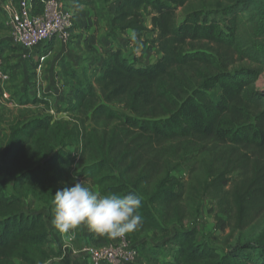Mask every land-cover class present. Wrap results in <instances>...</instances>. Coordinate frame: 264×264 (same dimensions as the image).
Returning a JSON list of instances; mask_svg holds the SVG:
<instances>
[{"label":"trees","instance_id":"16d2710c","mask_svg":"<svg viewBox=\"0 0 264 264\" xmlns=\"http://www.w3.org/2000/svg\"><path fill=\"white\" fill-rule=\"evenodd\" d=\"M32 3L35 13L43 10L41 0ZM115 3L107 29L139 37L154 31L149 48L156 46L161 56L142 63L114 49L106 52L101 74L58 57L71 81L58 110L72 120L17 119L0 143V264H56L52 258L60 252L50 246L45 211L26 200L34 196L51 211L55 192L80 180H90L101 195H139L142 224L130 232L135 238L172 231L167 262L159 248L141 243L148 264H264L262 242L238 240L221 254L183 228L197 218L204 199L215 201L217 227L230 235L264 220V91L256 87L264 69V2ZM2 30L8 27L0 17ZM54 43L34 48L35 55L53 51ZM10 44L1 39L0 52L17 48ZM33 58L6 62L11 81ZM38 64H25L30 80H36ZM214 89L220 90L217 100L210 96ZM51 97L45 92L26 100L49 104ZM90 241L102 246L115 239L91 232Z\"/></svg>","mask_w":264,"mask_h":264},{"label":"rangeland","instance_id":"374dc122","mask_svg":"<svg viewBox=\"0 0 264 264\" xmlns=\"http://www.w3.org/2000/svg\"><path fill=\"white\" fill-rule=\"evenodd\" d=\"M17 1L18 0H13V4L11 5V8L16 7ZM97 1L99 2V8H97V15H100L102 13L104 17L103 20H104L105 32L99 37H97L96 35H90L89 37H86L88 39V41L87 39L85 40L86 44L89 45L88 43L89 40L91 39L90 42L94 43L93 45H96L95 48L98 49L96 52L106 53L107 51L109 52L114 49H120L122 50L124 55L129 56L130 58L136 61H139V57L136 54L138 50H140V52L142 51L141 50L142 45L145 48L147 42H149V39L141 41L134 39L129 34L122 35L121 33L110 32L109 29H106L107 14L108 11H110L109 7L112 6L115 0H107V1L97 0ZM262 1L264 2V0ZM9 2H10L9 0H0V10H1L0 17L3 20H4V16L6 17L5 8ZM143 14H144L145 24L147 26L151 25L150 9H147V11H143ZM179 16L180 18H182L183 16L182 9L179 10ZM7 36H8V32L6 30L0 31V40L1 39L6 40ZM58 44L56 46L60 48ZM71 44L72 42H70L67 45V47H70ZM19 50L21 49L15 48L13 51L10 49L4 50L3 55L5 61L6 62L8 61L10 63L19 62L20 59H18L17 58L18 56H16ZM79 52H82V56H85L83 60H85L87 63L95 64L100 60V55L96 54L95 51H91L90 53H88L83 50ZM54 53H56V51ZM54 57L55 56L52 55L49 58V61H52ZM83 60L77 61L76 64L77 66H79L78 68L91 72V69H86ZM141 60H144V58H142ZM35 61H36V57L33 58V61L27 62L26 59L24 62L30 68V64L34 63ZM145 61L146 60H144V62ZM49 68L50 65L46 67V70L42 74L41 78L43 79V84H40L39 82L37 83L38 78L35 81L30 80L27 74H23L21 72L20 76L16 80L11 81L10 84L6 86V90L10 95L9 99H3L0 95V143L4 142V140L6 139L9 132L10 124L17 119H30L36 116L50 115L56 121L72 120V116L69 113L58 110V107L63 108L65 106L64 99H65V95L69 92L71 88L70 86L71 81L62 73L63 71L61 69L62 78H60L59 81L56 80L54 82V86L50 85L47 81L48 77L46 75L48 72L47 70ZM53 76L55 77V75ZM56 87L60 88L62 92L58 93L57 97L53 95L51 97V101L50 99H48L49 104L44 102L27 103L26 99L32 100L38 97L40 98L44 94L43 90L45 92H48L49 89H54ZM256 87L259 90L264 91V69L260 73V76L256 82ZM23 94H26L27 98H23L22 96ZM35 95L36 97H33ZM58 96H60L61 99ZM210 96L213 99L216 100L219 99L220 90L214 89L210 91ZM175 174L177 176L185 175L184 172H179ZM84 185L86 187H89L91 190H93L92 183L91 185L84 183ZM66 186L70 187L66 184H63V188ZM26 202L32 209L44 210L47 217V224L49 225V227L53 226V224L51 223L52 220H50L51 211L46 209L47 207L45 206L44 203L37 200L34 196L28 197ZM196 217L198 218V220H196V218L195 220L193 219L194 220L193 224L191 223L192 220L185 221L183 224V228L188 230H195L197 234L196 236L197 241L199 242L204 241L211 244L221 254L224 253L228 249V247L235 244L238 240L264 243V220L255 223L246 230H243L241 232H236L234 235H230L229 229L226 230L219 229L217 227L216 205H215V201L212 199H204L201 202L200 211ZM91 232L92 231H90L85 225H81L78 226L75 230L70 231V234H68L69 235L68 239L69 238L71 239L67 242L76 244V246L72 245V249L70 250L66 249V252L71 258L75 259V261H78L79 259L86 261L87 256L85 254V249L87 248V246L93 245L92 241H90ZM171 232L169 230H167V232L164 231L147 232L141 234L140 237L138 238L132 236L131 233H127L125 234V237L129 241V243L132 246H135V248H137V250L139 251L140 258L138 259V261H140L142 264H148V263L145 260L141 243H145L146 248H159L161 251L160 258L162 262H167L166 260L170 259L171 257L169 251L170 247L168 246V244L166 245V239L170 236ZM118 239L119 238H115V241H117ZM156 244L159 245V247H157ZM146 248H144L145 252L147 250ZM17 264H21V262L17 261Z\"/></svg>","mask_w":264,"mask_h":264},{"label":"built area","instance_id":"2783aa9c","mask_svg":"<svg viewBox=\"0 0 264 264\" xmlns=\"http://www.w3.org/2000/svg\"><path fill=\"white\" fill-rule=\"evenodd\" d=\"M9 1L5 8V23L9 31V41L15 47L34 51V48L46 45L52 39H56L64 45H68L73 40L76 28L75 12L68 8L63 0H41L43 10L40 13L34 12L32 0H18L16 7L12 8L13 0ZM147 48L151 50L149 53L152 56L146 63H153L159 58L155 52L156 46L151 49L148 45ZM52 55L53 52L49 51L45 54L27 53L21 56L23 59L28 56L36 57V61L39 62L37 83L43 84L41 77L47 66L50 65L51 68L53 62L49 61V58ZM53 65L54 68H58L57 62H54ZM5 67L6 61L3 53L0 52V95L3 99H9L10 95L6 86L10 84L11 77ZM43 92L45 93L44 90ZM48 93L53 94V89H49ZM71 150L74 155H78L77 147ZM194 220H192V224ZM85 254L87 256L86 261L83 260L85 264H133L140 258L137 248L132 246L125 236L102 246L89 245L85 249Z\"/></svg>","mask_w":264,"mask_h":264},{"label":"clouds","instance_id":"9594fccd","mask_svg":"<svg viewBox=\"0 0 264 264\" xmlns=\"http://www.w3.org/2000/svg\"><path fill=\"white\" fill-rule=\"evenodd\" d=\"M53 226L68 233L85 225L90 231L108 238H121L142 224L141 198L135 193L100 195L83 182L55 192Z\"/></svg>","mask_w":264,"mask_h":264},{"label":"crops","instance_id":"0c3cea01","mask_svg":"<svg viewBox=\"0 0 264 264\" xmlns=\"http://www.w3.org/2000/svg\"><path fill=\"white\" fill-rule=\"evenodd\" d=\"M63 2L67 7L74 10L77 26L74 30L73 41L70 47H67V45L61 44L58 40L54 39L55 43H54L52 52L55 57L53 58L52 62L53 63L57 62L58 57L65 56L68 62H70L75 68H78L79 66H77L76 64L77 61L79 60L81 61L85 57V56H82V52H79V51L84 50L88 53H90L91 51H95L96 54L100 55L99 62L92 64V63H87L85 60L83 61H84L86 69H91V72L101 74L102 73V68H101L102 60L106 57V53L96 52L98 50L95 48L96 45H87L85 42V40L87 39L86 37H89L90 35H96L97 37H99L105 32V26H104V20H103L104 17L102 13L100 15H97V8H99V2L97 0H63ZM116 4L117 3L112 4V6H110V9L113 10ZM147 9H149L147 6L143 8L144 11H147ZM3 21L6 22L5 16H4ZM148 27L151 28V25H149ZM7 32H8V36L6 40L9 41V31ZM121 34L122 35L129 34L134 39L141 40V41H144L146 39L152 40L156 36V33L151 30L146 31L140 37L137 36V34H135V32L132 30H127L125 32H122ZM57 44L60 46V48L56 46ZM148 45H149V42H147L145 48L142 45L141 46L142 51L140 52V50H138L136 54L139 57V60L141 62H144V60L148 61V59L152 56V54L149 53L151 52V50L147 48ZM55 51L56 53H54ZM27 53H33L35 55V51L27 52V51L19 50L16 56H18L17 57L18 59H21V56ZM160 56L161 54H159V57ZM142 58H144V60H141ZM146 61L144 63H146ZM53 63H51V68L47 70L48 72L46 74L48 77L47 81L52 86H54V82L56 80L59 81L60 78H62L61 69L59 67L57 69L54 68ZM23 67H24V74H26L25 62L23 63ZM53 75H55V77ZM61 92H62L61 89L56 87L53 89V94L51 96L55 95L57 97L58 93H61ZM79 182H83L89 185H91L92 183L90 180H80ZM92 188L94 192L99 193L98 187L96 185H93ZM53 217H54V213H53V210H51L50 220H52ZM48 228H49V234H50V239H51L50 246L56 252H60L59 255H56L52 258V261H54L56 264H85L84 261L81 259H79L78 261H75V259L71 258L66 252V249L68 250L72 249V245L76 246V244L67 242L71 239V238L68 239V236H69L68 234H70V232L61 233L54 226L49 227V225H48ZM74 235H75V232H74ZM61 252H62V255H61ZM133 264H142V263L140 261H136Z\"/></svg>","mask_w":264,"mask_h":264}]
</instances>
